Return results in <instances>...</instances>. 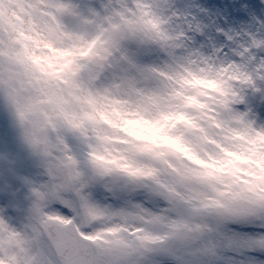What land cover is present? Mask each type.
<instances>
[{
  "label": "snow or ice",
  "instance_id": "6c2138e0",
  "mask_svg": "<svg viewBox=\"0 0 264 264\" xmlns=\"http://www.w3.org/2000/svg\"><path fill=\"white\" fill-rule=\"evenodd\" d=\"M152 7L163 14L132 17L119 0L87 12L31 0L14 35L0 25V92L49 177L36 185L14 169L0 178L9 208L21 210V181L31 201L21 231L0 215V264H146L156 252L162 264H225L229 253L264 252V233L235 227L264 228V124L237 108L244 88L264 98V18L253 17L256 32L217 25L224 46L206 54L196 39L209 26L198 15L166 0ZM176 21L177 31L162 27ZM152 47L162 66L140 61ZM65 133L85 146L94 175L69 154ZM121 177L166 207L93 203L94 183L115 194ZM157 224L166 231L153 232Z\"/></svg>",
  "mask_w": 264,
  "mask_h": 264
},
{
  "label": "rangeland",
  "instance_id": "374dc122",
  "mask_svg": "<svg viewBox=\"0 0 264 264\" xmlns=\"http://www.w3.org/2000/svg\"><path fill=\"white\" fill-rule=\"evenodd\" d=\"M70 2L79 6L82 12H87L90 8H101L109 0H70ZM159 2L161 0H156V3ZM166 2L174 6L175 10L183 16L198 15L200 20L209 26L208 36H201V42L196 41V46H203V51L206 54H211L212 48L205 44L213 40L214 35L220 34L216 32L217 25L222 26L225 30L256 32L258 21L254 22L253 17L264 18V0H166ZM245 6L251 10V13L243 11ZM157 12L158 15L163 14L159 10ZM65 22L71 26L74 18L67 17ZM181 26L180 21L173 22L170 24V31H177ZM198 37L196 40H199ZM241 43L243 41L237 39L233 47L239 48ZM139 59L142 63L162 66L166 57L158 48L152 47L143 50ZM257 104L264 107V98L253 93V107L247 102V104L237 105V108L240 111L251 109L250 118L257 125H261L264 124V115L263 111L256 109L255 105ZM63 138L69 146V154L74 155L80 161L81 170L89 177L94 175V170L86 158L85 146L71 134L65 133ZM19 147H24L29 151V156L23 163L18 161ZM14 169L22 177L36 185H40L49 179L43 158L34 152L25 138V129L20 124L14 106L10 105L5 100L3 93L0 92V178L11 173ZM108 179L111 180V178ZM125 182L126 178L123 177L113 181L116 185L115 194L108 191L103 182L94 183L90 187L93 203L101 207L111 205L113 208L125 209H130L134 204H142L145 208L157 213L166 207V202L153 195L147 188L130 192L124 187ZM20 183L22 185V203L19 214L17 210L9 208L4 197L0 196V215L4 216L10 226L17 231L23 229L31 205V201L28 199L30 188L23 184V181ZM132 223L139 222L132 221ZM149 227L155 233L166 231L165 224L150 225ZM235 227L238 231L253 236L264 233V228L255 224L237 225ZM165 260L166 257L163 253H150L146 258V264H162ZM259 262H264V252L248 251L242 254L229 253L225 264H259Z\"/></svg>",
  "mask_w": 264,
  "mask_h": 264
},
{
  "label": "clouds",
  "instance_id": "9594fccd",
  "mask_svg": "<svg viewBox=\"0 0 264 264\" xmlns=\"http://www.w3.org/2000/svg\"><path fill=\"white\" fill-rule=\"evenodd\" d=\"M119 2L129 11V15L132 17L139 16L141 14L147 15L149 12H158L152 7L156 0H119ZM31 0H0V25L5 26L7 29L12 30L14 35L15 30L28 20V14L26 9L30 6ZM108 3H111L109 0ZM143 7V12H141L137 5ZM166 18V17H165ZM170 24L167 23L162 25V27L170 30ZM5 39L11 42V38L7 32L4 33ZM212 88L211 84L205 85ZM95 227V225H93Z\"/></svg>",
  "mask_w": 264,
  "mask_h": 264
},
{
  "label": "water",
  "instance_id": "95a60500",
  "mask_svg": "<svg viewBox=\"0 0 264 264\" xmlns=\"http://www.w3.org/2000/svg\"><path fill=\"white\" fill-rule=\"evenodd\" d=\"M29 156V152L25 148L20 149V160L21 162L25 161Z\"/></svg>",
  "mask_w": 264,
  "mask_h": 264
}]
</instances>
